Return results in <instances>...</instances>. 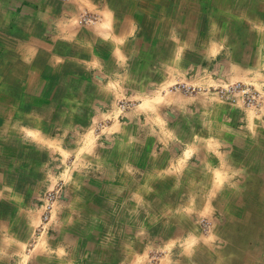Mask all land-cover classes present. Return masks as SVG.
<instances>
[{"label": "crops", "instance_id": "1", "mask_svg": "<svg viewBox=\"0 0 264 264\" xmlns=\"http://www.w3.org/2000/svg\"><path fill=\"white\" fill-rule=\"evenodd\" d=\"M213 72L264 86V0H0V264H148L153 249L158 264H264L248 238L220 261L199 253L224 183L264 182V102L167 93ZM55 184L53 233L35 238ZM253 217L237 218L245 232Z\"/></svg>", "mask_w": 264, "mask_h": 264}, {"label": "rangeland", "instance_id": "2", "mask_svg": "<svg viewBox=\"0 0 264 264\" xmlns=\"http://www.w3.org/2000/svg\"><path fill=\"white\" fill-rule=\"evenodd\" d=\"M232 3V1H229L227 3ZM229 5V4H228ZM184 7H178V20H177V26L178 29L181 28L182 26H184V23L180 20V16L181 13H183V9ZM225 12V11H224ZM225 18H226V23H228L227 25L224 24V29L223 32L225 35V40L226 43L230 44L231 42H234L236 40L237 37V33L234 34L233 29H236V27H232L231 25V21H232V11L228 10L224 13ZM178 40V47L180 46L182 40L180 38L177 39ZM182 56V54H178V58L180 59V57ZM208 60H205L204 66H206L205 64L208 63ZM181 61H178V66H180ZM187 64V63H186ZM189 64V63H188ZM213 64V62H212ZM190 65V64H189ZM188 67V65H187ZM211 70V68L209 67V69H206V72H209ZM200 71V70H199ZM199 71H195L194 70V66L193 68L187 71V78H189L190 76H194L195 74H199ZM212 72V71H210ZM180 73H184L181 71H178V75ZM214 73V72H213ZM185 74V73H184ZM200 76V75H197ZM213 79L215 80L214 83H212V85L210 84L208 87H202L200 85H197L195 83H191L189 85H186L180 81H178L175 85H173L170 89H167V93L170 92V90L172 92H179V93H183V94H199V93H210V94H214L222 99H224L227 103L232 104V105H237V104H241V106H243L244 108H248L245 105H243L241 103L240 100H238L237 102H231L229 100V98L227 97V95H223L220 93L219 94V89H223V87L232 85V84H245V85H249L256 93L257 95H259V105L254 108L253 110H259L262 106H263V96H264V86H261V88L257 87V82L254 81H234V82H229V83H221V81H218L216 78V72L213 74ZM190 80V79H189ZM133 104H135L134 101H130V100H125V99H121L120 101H118L116 103L117 109L121 112H125L127 111L130 107L133 106ZM123 106L124 108H120V106ZM251 109V108H249ZM264 109V106H263ZM106 122V121H105ZM105 124V123H104ZM100 127V125H99ZM247 157L245 156V160L248 162L249 160L246 159ZM251 169V168H250ZM249 177L252 178H256L255 180H249L246 182H243L240 180L239 181H230L225 182L224 186H225V190L227 191V195L225 196L224 199V203H225V207L226 210H220V213L218 214V212L214 211V214H207L205 216V218H208V220L210 221V219L215 222V223H210L207 220H203L201 221V224L199 225V229H198V236H201L203 238L199 239L200 243L201 242H207L208 244H203V248H199V253L202 252L204 256H208V258L211 259V257H217L218 261L223 260L225 257V253L226 251H224V247L227 243V239H230V237H234V238H245V239H249L251 241H253V243L251 242V248L254 249L256 248L258 250V254H264V243H260V238L264 239V195L262 196H256V194L252 193V191H255V186H260L263 185L264 186V182L263 181H259V179L262 178V175L258 174V173H254V174H250ZM257 180V181H256ZM245 185V188L250 189L249 190V194H246L243 191V186ZM58 186V184H55L54 187ZM51 189V188H50ZM264 189V187H263ZM49 190V189H48ZM232 193H234V195H231ZM236 193V194H235ZM229 194V195H228ZM42 197V196H41ZM253 201H260L258 203H256V205H253ZM57 205V204H56ZM55 205V207H56ZM41 207V204H40ZM53 208V211L51 213V219L48 223V229L42 230V225H43V209L41 207V216H40V222L39 225L36 227L35 231H34V236L35 238H39L40 236H44V235H51L53 233L52 231V222H53V217L56 215V208ZM225 209V208H224ZM254 216L253 219L250 221V228L247 227L246 232L245 227H242V224L240 226V222L237 220V218L239 216ZM229 218V221H225L223 222L222 225V218L226 219ZM210 218V219H209ZM220 218V219H219ZM216 220V221H214ZM234 220V221H232ZM254 220H256V223L254 222ZM221 222V223H220ZM220 223V224H218ZM248 224V223H247ZM215 226V227H214ZM252 228V230H251ZM250 229V230H249ZM252 231V234H251ZM246 234H245V233ZM249 232V233H248ZM246 236V237H244ZM221 242V243H220ZM223 242V244H222ZM260 243L261 245H256L254 246V244L256 243ZM199 247V246H198ZM197 247V248H198ZM162 250V249H161ZM160 249H153L149 252H147V259H148V264H158L159 261L162 258V253L163 251H161ZM197 253V252H195ZM262 254V255H263ZM261 255V257H263ZM146 258V256H145ZM208 264H210V261Z\"/></svg>", "mask_w": 264, "mask_h": 264}, {"label": "built area", "instance_id": "3", "mask_svg": "<svg viewBox=\"0 0 264 264\" xmlns=\"http://www.w3.org/2000/svg\"><path fill=\"white\" fill-rule=\"evenodd\" d=\"M81 21L87 24H93L96 22L95 17L89 16L87 13L81 15ZM219 94L227 95L231 102L241 101L243 105L248 108L254 109L259 105L260 99L259 95L249 86L245 84H232L223 89H219ZM120 108H124L122 105ZM62 188L63 186L59 184L56 187H53L44 192L42 197L40 198V204L43 209V225L42 230L48 229V223L51 219V213L55 205L60 201L62 196Z\"/></svg>", "mask_w": 264, "mask_h": 264}, {"label": "bare ground", "instance_id": "4", "mask_svg": "<svg viewBox=\"0 0 264 264\" xmlns=\"http://www.w3.org/2000/svg\"><path fill=\"white\" fill-rule=\"evenodd\" d=\"M199 37V36H198Z\"/></svg>", "mask_w": 264, "mask_h": 264}]
</instances>
